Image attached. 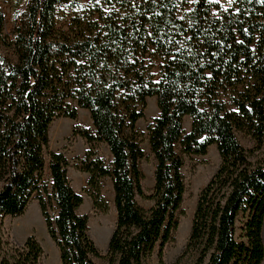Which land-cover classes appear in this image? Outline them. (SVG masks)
<instances>
[{"label": "trees", "instance_id": "16d2710c", "mask_svg": "<svg viewBox=\"0 0 264 264\" xmlns=\"http://www.w3.org/2000/svg\"><path fill=\"white\" fill-rule=\"evenodd\" d=\"M16 2L26 8L11 39L3 36L0 10V40L15 53L0 54V264H39L44 250L35 235L9 248L3 240L4 218L24 213L32 199L62 264H96L93 257L101 256L88 215L79 213L84 198L70 183L67 157L56 151L46 157L52 122L78 116L70 100L90 112L95 128L74 133L89 144L106 143L112 154L109 164L90 146L80 166L89 175L84 191L102 212L109 209L102 179L112 180L108 264H146L157 245L162 251L173 240L185 156L206 154L213 144L220 163L198 195L182 255L195 253L194 264H262L264 0H236L227 9L198 0L184 18L171 0H147L138 6L142 29L110 18L105 37L95 32L98 22H89L74 38L57 29L61 0ZM151 44L163 60L158 80L146 60L152 54H139ZM153 96L159 115L147 130L156 165L147 193L135 127ZM238 132L253 145L245 147ZM138 196L152 205L142 206Z\"/></svg>", "mask_w": 264, "mask_h": 264}, {"label": "rangeland", "instance_id": "374dc122", "mask_svg": "<svg viewBox=\"0 0 264 264\" xmlns=\"http://www.w3.org/2000/svg\"><path fill=\"white\" fill-rule=\"evenodd\" d=\"M172 5L177 7L179 18H184L198 2H189V0H171ZM217 4L220 8L227 9L229 6L236 4V0H209ZM147 0H110L103 2L102 0H61L59 4V15L57 29L60 34L74 38L79 36L80 31L85 28L89 22H98L99 27L95 31L101 37H105L108 32L106 21L113 18L118 25L127 28L133 26L134 22L140 24L141 17L138 15L143 11V7H138ZM26 8V2L17 4L16 0H0V10L5 16L3 36L11 39L14 36L17 19L20 18ZM214 13L218 12L215 8ZM103 15V19L102 16ZM107 18V19H106ZM105 20V21H104ZM140 26V25H139ZM141 28V26H140ZM142 29V28H141ZM140 29V30H141ZM150 34V33H149ZM138 34L135 39H138ZM145 43V40L142 39ZM136 45V43H135ZM0 54L14 57L13 49L0 40ZM139 54H152L146 57L147 63L152 64V73L156 80L161 77V68L163 60L156 54L155 47L151 44L148 51L140 50ZM71 104L78 109V116L75 119L69 117H58L50 125V142L47 149V161L49 153L52 151L62 152L68 159V178L76 192L82 194L84 201L79 208L80 214H87L89 217V233L95 241L101 256L93 257L96 264H108L104 255L107 251V245L112 234L116 222V209L114 205V191L111 178L102 179V193L109 203V209L102 212L93 205L91 197L84 191L89 178L88 173L80 169L81 160L85 157L86 151L90 146L95 148L107 163L109 149L104 142L89 144L87 140L77 130L87 129L95 133L90 112L80 107L75 100H70ZM159 115V108L156 97L147 98V106L144 110V116L136 122L135 132L138 141L144 151V158L140 160L139 166L143 173L142 186L143 189L150 193L154 187V171L156 160L150 150L148 125L155 117ZM191 117L184 119V128L186 131L191 129ZM242 144L249 148L253 145L250 137L243 133H237ZM220 163V156L215 144L209 146L206 154H195L185 156V163L182 172L185 176L186 190L183 202L178 211V228L173 233V240L168 242L160 251L159 246L155 247L153 253L147 258L146 264H194L196 260L195 253L182 255L190 234L193 213L197 204V199L202 188L207 184L209 179L217 170ZM47 180L51 182L49 174ZM51 193V188L49 189ZM138 202L148 208L152 205V201L137 197ZM55 204H53L54 208ZM3 240L6 247L14 245H22L28 236L35 235L40 241L44 253L40 258L39 264H62L60 260L59 250L47 232V228L40 211L38 201L32 199L27 209L21 215L6 216L3 220ZM264 237V229H263ZM264 264V261L262 262Z\"/></svg>", "mask_w": 264, "mask_h": 264}, {"label": "crops", "instance_id": "0c3cea01", "mask_svg": "<svg viewBox=\"0 0 264 264\" xmlns=\"http://www.w3.org/2000/svg\"><path fill=\"white\" fill-rule=\"evenodd\" d=\"M186 117H191V116H186ZM185 117V118H186ZM106 144V143H105ZM107 145V144H106ZM107 147H108V145H107ZM109 149V148H108ZM108 160L110 161V160H112V154L110 153V150H109V152H108Z\"/></svg>", "mask_w": 264, "mask_h": 264}, {"label": "snow or ice", "instance_id": "6c2138e0", "mask_svg": "<svg viewBox=\"0 0 264 264\" xmlns=\"http://www.w3.org/2000/svg\"><path fill=\"white\" fill-rule=\"evenodd\" d=\"M189 2L191 3V2H195V0H189ZM232 2V0H229V3H231Z\"/></svg>", "mask_w": 264, "mask_h": 264}]
</instances>
